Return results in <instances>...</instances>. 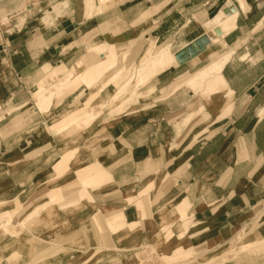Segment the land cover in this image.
<instances>
[{"label": "crops", "instance_id": "crops-1", "mask_svg": "<svg viewBox=\"0 0 264 264\" xmlns=\"http://www.w3.org/2000/svg\"><path fill=\"white\" fill-rule=\"evenodd\" d=\"M87 1L0 0V212L27 206L18 220L29 216L47 236L20 264H87L106 246L149 240L171 216L178 228L170 239L184 233L188 252L244 232V249L222 264H264V253L248 252L264 242V0H122L104 10L100 2L88 10ZM229 5L234 21L217 48L210 42L186 62L157 66L122 110H102L143 43L168 40L162 45L173 54L204 33L172 50L182 30ZM174 17L182 21L166 34ZM103 44L124 67L121 79L99 89L110 70L93 91H65L86 58H100L89 48ZM219 57L222 68L199 83ZM149 87L154 94L143 98ZM91 93L99 114L86 123L81 110ZM43 164L47 174L38 176ZM57 225L60 232L49 231ZM76 240L83 248L70 247Z\"/></svg>", "mask_w": 264, "mask_h": 264}, {"label": "rangeland", "instance_id": "rangeland-1", "mask_svg": "<svg viewBox=\"0 0 264 264\" xmlns=\"http://www.w3.org/2000/svg\"><path fill=\"white\" fill-rule=\"evenodd\" d=\"M116 1L122 0H115L113 3L107 5L106 3L104 4L102 0H88L87 9L90 10L92 8V4L96 6L99 2L101 5V10L107 8L109 9L112 5H114ZM181 21L182 20H177L176 17H174L170 23V26L168 27V31L166 30V34L172 33L177 28V25L181 23ZM200 32H202V29L197 23H190L188 27L181 31V37L183 39L178 42L176 41L178 44L174 43L173 46H171V49H175L176 46L181 42L191 39ZM204 33L209 37L210 42L215 44L213 48H217L218 43L221 41V38H218L219 36L216 35L215 32L204 31ZM166 41L168 40H165V42ZM165 42H163V39H161L159 42L161 44H158L159 46H154L153 42H149L146 46L143 43L140 48L137 63L132 67L130 75H128L118 83L116 92L111 95L109 100V87L107 88L108 90H106L102 95L101 100H108L107 103L104 102L101 104V107H104L102 110H105L106 112H110L111 109H113V112L122 110L126 104V102H124L126 100V96L127 94H130L132 92V88H134L138 84H146L148 80H150L152 76H154L157 72V66L161 64L164 66V64H168L173 60L174 57L172 51L170 50V46L165 49L160 48V46H162V43ZM112 48V46H108L105 44L98 47H90V52L94 55L100 56V58L96 62H92L89 60V58H86L84 60V69L77 72L76 77H74L73 79H69L65 83V91H70L76 86L80 85H83L86 88H90V90L93 91V88L95 86H98V79L110 70H112V72H109L108 78L102 83L101 86H99V89L105 88V86L111 84L112 82L115 83L119 81L124 74V67L116 66V59L114 57ZM65 70L66 69L61 70L62 73L65 72ZM61 71H59V73ZM116 74H120V76L117 78V80H113L112 78ZM54 84L56 85V83ZM62 86V83L58 84L59 88H62ZM39 94H42V96H39L41 98L44 96L42 91H40ZM153 94V87H149L148 92L143 98H149ZM94 97V93H91L89 96H87L88 99L84 102L85 107L81 110L85 111L84 109H88L87 112L91 110L89 114L86 112V115L89 117V120L85 119L86 123L90 122L99 114V111H95L90 104L93 101ZM131 98L133 99V97ZM117 103L121 105V107H118V109H116L115 106H110ZM109 106L112 108H110ZM38 170L39 176L40 173L46 171L45 164L39 165ZM48 173H52V169ZM63 173L64 170L60 171L57 175L56 173H53V177L51 179L56 182L57 178L60 177ZM29 176L30 173H28V177ZM38 184L39 186L45 185V182L41 181L40 183L39 181ZM26 208L27 206H21V208H17L15 212L9 210L0 212V223L3 224H0V250L6 252V264H20L21 262L29 260L35 250L36 244H44L45 242L42 240L47 238V236H42L41 234L40 236L39 234H37L36 229H34L36 227L35 223L29 219V216L26 218L27 220H18L19 217L24 216V213L27 210ZM13 209L14 208L11 205L10 210ZM7 212L9 213L10 217L8 216ZM178 215L183 219L186 218L185 214L182 216V214L179 213ZM38 216V220H42V218L44 217L43 214H39ZM177 222L178 220L176 221V223L174 222V220H172V216L167 217L166 220L162 221L157 230L152 233V236L149 240L137 242L135 244L129 243L126 246H124L125 242H120V246H106L102 248L98 253L94 254V256H92L90 260L87 261V264H222L227 258L236 256L241 250L244 249V247H242L240 251L236 250L238 248L237 246L245 241L247 237V235L242 232L233 236L232 238H229V240H227L224 244H216L214 248L210 247L208 250L190 253L188 252V248L186 247V239L185 237L183 238L184 233L175 234V236L170 239L172 235L171 232L177 230L178 228ZM30 227H32L33 229H31ZM51 227L52 226H50V228ZM56 228L59 229V231L57 230V232H60V230L62 229L61 225H57L53 226L49 231L56 232ZM165 231L167 235H165ZM167 239L170 240L165 243V240ZM71 243L72 244L70 247L83 248L80 240H76ZM224 252L228 253L223 254ZM248 252L250 255H260L264 253V242L260 245L259 249L253 250L252 248ZM87 255L88 252L86 251L83 256L85 257ZM43 261H46V257H41L37 262Z\"/></svg>", "mask_w": 264, "mask_h": 264}, {"label": "bare ground", "instance_id": "bare-ground-1", "mask_svg": "<svg viewBox=\"0 0 264 264\" xmlns=\"http://www.w3.org/2000/svg\"><path fill=\"white\" fill-rule=\"evenodd\" d=\"M103 1V3L105 4L106 3V5L107 4H111V3H113L115 0H102ZM234 16H235V12H232V13H230V14H226L224 11H223V9L219 12V13H217L215 16H213V17H211V18H209L208 20H206V21H204V24L202 23V24H200L201 25V28H202V30H204V31H209V32H214V29L215 28H220V30H221V35L218 37V38H221V37H223L226 33H228L230 30H231V28H232V23H233V21H234ZM192 18H194V17H192ZM189 20H187V22H188ZM224 24V28H222L221 26ZM206 25V26H205ZM169 44V43H168ZM169 45H162V46H160V48L162 49V48H167ZM173 46V45H172ZM173 57H174V55H173ZM175 58V57H174ZM211 61H213V60H211ZM225 61H226V57H219L216 61H214L213 63H211L210 65H208L207 67H205V69L203 70V72L199 75V77L197 78V80H198V82L200 83V82H202L205 78H206V76L209 74V72L210 71H218V70H220L221 68H222V66H223V64L225 63ZM95 69V68H94ZM61 70H64V68L62 67L61 68ZM61 70H57V69H54L53 70V74H55V75H57L58 73H59V71H61ZM93 72V71H92ZM90 74V73H89ZM96 74V73H95ZM55 75H53V77L55 76ZM88 75V74H87ZM120 76V74H116L112 79L113 80H117V78ZM197 84V83H196ZM44 85V84H43ZM45 86V85H44ZM45 88V87H44ZM42 86H41V91L43 92L44 89ZM53 89H55V87H52ZM44 93V92H43ZM45 94V93H44ZM42 95V94H41ZM47 95V94H46ZM88 114H89V112H88ZM86 120H89V117L87 116L86 118H85ZM43 206V205H42ZM42 206H41V208H42ZM39 208H40V206H39ZM40 208V209H41ZM38 210V207H37V209L36 210H33V211H37ZM1 214V213H0ZM7 214H8V216H9V213L7 212ZM29 214V213H28ZM30 214L32 215V212H30ZM6 215V214H5ZM30 215V216H31ZM2 217V216H1ZM10 217V216H9ZM8 217V218H9ZM25 219V218H24ZM1 220V219H0ZM5 220V219H4ZM3 220V221H4ZM25 220H27V219H25ZM11 221V220H10ZM3 223V222H2ZM4 223H6V222H4ZM12 223V222H11ZM1 224V223H0ZM1 225H3V224H1ZM43 245V244H42ZM242 249V247H239L238 246V248L236 249L237 251H240ZM68 250V249H67ZM40 251H41V249H40Z\"/></svg>", "mask_w": 264, "mask_h": 264}, {"label": "water", "instance_id": "water-1", "mask_svg": "<svg viewBox=\"0 0 264 264\" xmlns=\"http://www.w3.org/2000/svg\"><path fill=\"white\" fill-rule=\"evenodd\" d=\"M223 11L226 14H230L236 11V7L234 5L225 6L223 8ZM214 32L218 36L221 35L220 28H215ZM209 43H210L209 37L205 33H202L201 35H199L198 37L187 43L185 46L175 51L173 55L178 63H183L195 57L199 53L203 52Z\"/></svg>", "mask_w": 264, "mask_h": 264}]
</instances>
